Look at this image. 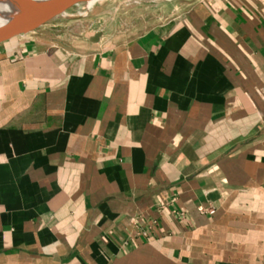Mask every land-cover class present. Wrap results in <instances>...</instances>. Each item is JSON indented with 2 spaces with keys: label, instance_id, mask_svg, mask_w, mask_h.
Returning <instances> with one entry per match:
<instances>
[{
  "label": "crops",
  "instance_id": "crops-1",
  "mask_svg": "<svg viewBox=\"0 0 264 264\" xmlns=\"http://www.w3.org/2000/svg\"><path fill=\"white\" fill-rule=\"evenodd\" d=\"M162 8L0 44V264H264V0Z\"/></svg>",
  "mask_w": 264,
  "mask_h": 264
},
{
  "label": "rangeland",
  "instance_id": "rangeland-1",
  "mask_svg": "<svg viewBox=\"0 0 264 264\" xmlns=\"http://www.w3.org/2000/svg\"><path fill=\"white\" fill-rule=\"evenodd\" d=\"M182 0H103L88 8L89 2L69 9L64 16L46 24L38 33L53 34L69 41H79L83 26L88 21L89 9H101L105 17L114 16L116 30L120 33L139 32L164 15L163 6ZM91 7V6H90ZM85 21L84 23L81 21Z\"/></svg>",
  "mask_w": 264,
  "mask_h": 264
},
{
  "label": "water",
  "instance_id": "water-1",
  "mask_svg": "<svg viewBox=\"0 0 264 264\" xmlns=\"http://www.w3.org/2000/svg\"><path fill=\"white\" fill-rule=\"evenodd\" d=\"M6 0H0L4 2ZM87 0H41L32 8H27L19 15L0 21V44L16 37L42 29L46 24L64 16L73 6L86 3ZM101 33H95L91 41L97 42ZM46 38L58 47L72 51L73 48L53 34Z\"/></svg>",
  "mask_w": 264,
  "mask_h": 264
},
{
  "label": "bare ground",
  "instance_id": "bare-ground-1",
  "mask_svg": "<svg viewBox=\"0 0 264 264\" xmlns=\"http://www.w3.org/2000/svg\"><path fill=\"white\" fill-rule=\"evenodd\" d=\"M41 0H6L0 2V21L15 17L25 11L27 8H32ZM103 0H87L89 2L88 8L95 2Z\"/></svg>",
  "mask_w": 264,
  "mask_h": 264
}]
</instances>
